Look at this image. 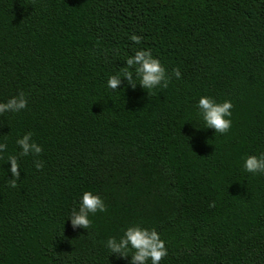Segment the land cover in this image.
Instances as JSON below:
<instances>
[{
    "label": "trees",
    "instance_id": "16d2710c",
    "mask_svg": "<svg viewBox=\"0 0 264 264\" xmlns=\"http://www.w3.org/2000/svg\"><path fill=\"white\" fill-rule=\"evenodd\" d=\"M139 49L181 79L106 90ZM19 92L27 108L0 115V264H128L103 244L137 223L161 264H264V175L242 168L264 152V0H0V103ZM203 95L233 102L227 135L192 128ZM27 132L42 153L10 188ZM83 191L107 206L87 233L63 225Z\"/></svg>",
    "mask_w": 264,
    "mask_h": 264
},
{
    "label": "clouds",
    "instance_id": "9594fccd",
    "mask_svg": "<svg viewBox=\"0 0 264 264\" xmlns=\"http://www.w3.org/2000/svg\"><path fill=\"white\" fill-rule=\"evenodd\" d=\"M129 39L135 45H139L141 37L135 34ZM175 77L181 79L179 68H174L171 75L167 73L166 68L158 58L152 55L150 49L135 50L132 56H129L120 71L107 76L105 89L111 92H119L121 85L133 91L139 86L144 92H155L159 89L167 88ZM122 89V88H121ZM28 100L24 92H19L4 103H0V115L5 113L18 114L25 110ZM233 108L231 100L217 102L211 96H200L195 104L196 114L195 122L191 123L194 130L211 129L214 135L225 136L233 126ZM203 127H200V125ZM33 133L27 132L18 138L15 143L19 152L15 155L7 156V163L10 165L8 171L11 179L8 180V187L16 188L17 181L20 179L19 160L22 157L32 155L38 157L42 153V147L33 139ZM185 138V137H184ZM193 137L185 138L187 141ZM8 151V145L0 142V158ZM34 167L37 171L43 168V161L34 160ZM242 168L246 174L252 176L264 175V152L259 154L246 155L242 157ZM214 206L213 205H210ZM107 212V206L99 194L91 191H83L75 206L68 210L67 216L63 221L70 222V227L86 230L93 227V217L98 213ZM87 233V232H86ZM104 248L111 256L117 260H128V264H161V261L168 257L169 251L166 242L160 234L154 229L142 227L139 223L132 224L122 230L118 236H109L103 244Z\"/></svg>",
    "mask_w": 264,
    "mask_h": 264
}]
</instances>
